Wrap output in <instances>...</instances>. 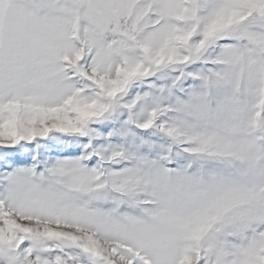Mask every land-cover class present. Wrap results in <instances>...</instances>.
<instances>
[{
	"label": "snow or ice",
	"instance_id": "snow-or-ice-1",
	"mask_svg": "<svg viewBox=\"0 0 264 264\" xmlns=\"http://www.w3.org/2000/svg\"><path fill=\"white\" fill-rule=\"evenodd\" d=\"M0 264H264V0H0Z\"/></svg>",
	"mask_w": 264,
	"mask_h": 264
}]
</instances>
